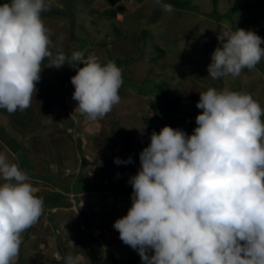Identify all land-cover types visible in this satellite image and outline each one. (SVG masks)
<instances>
[{
	"label": "clouds",
	"instance_id": "clouds-1",
	"mask_svg": "<svg viewBox=\"0 0 264 264\" xmlns=\"http://www.w3.org/2000/svg\"><path fill=\"white\" fill-rule=\"evenodd\" d=\"M155 3L165 12L174 10L162 0ZM50 8L47 0L0 5V109L11 114L30 107L47 58L50 66L76 68L75 111L88 121L103 119L120 102L122 70L81 51L53 56L41 19ZM217 40L207 67L213 79L238 77L264 59V39L253 31H223ZM199 93L196 107L202 113L193 134L167 125L151 133L139 153L140 168L128 181L132 205L113 227L143 264H264V109L247 93L215 88ZM114 163L133 161L117 157ZM0 179V264H15L22 233L42 215L43 198L2 151ZM79 259L64 257L65 264Z\"/></svg>",
	"mask_w": 264,
	"mask_h": 264
},
{
	"label": "rangeland",
	"instance_id": "rangeland-1",
	"mask_svg": "<svg viewBox=\"0 0 264 264\" xmlns=\"http://www.w3.org/2000/svg\"><path fill=\"white\" fill-rule=\"evenodd\" d=\"M188 1L199 11L173 8L165 12L155 0H120L112 17L106 0H47L51 8L41 13V19L50 32L51 51L63 52L70 58L82 47L84 55H95L99 62L119 57L126 63L120 68V102L95 122L75 111V89L71 80L64 78L77 73L67 63L56 68L50 66L51 62H42L37 85L48 96L36 87L26 110L10 114L0 109L1 139L13 148L21 146L27 153L21 149L10 151L5 142H0V151L8 154L10 162L20 163L21 169L32 173L33 178L27 182L38 189L36 195L51 193L53 187L34 174L50 175L61 170L57 175L68 182L82 165L83 171L88 169V177H96L99 168L104 169L102 181L120 182V188L132 193L129 178L140 168H136L139 153L149 145L155 131L149 123L159 121L154 114L159 94L149 96L156 83L181 89L177 117L187 121L170 126L188 135L193 134L195 118L202 113L196 107L199 92L208 88L250 94L264 109V59L255 69L244 68L238 77L213 79L207 71L212 53L220 46L217 33L244 29L264 39V0ZM142 84L140 88L147 87L148 95L136 88ZM261 119L264 121V116ZM145 126L141 134L139 129ZM11 138L17 143H10ZM117 157H131L133 163L117 165ZM3 182L0 179V184ZM66 193L63 202H68L69 207L46 210L28 236L22 233L15 264H60L59 244L65 251H76L78 264H113L109 255L120 263L140 258L136 250L120 240L113 227L131 207V195L124 197L107 190ZM90 253L97 258H88Z\"/></svg>",
	"mask_w": 264,
	"mask_h": 264
},
{
	"label": "trees",
	"instance_id": "trees-1",
	"mask_svg": "<svg viewBox=\"0 0 264 264\" xmlns=\"http://www.w3.org/2000/svg\"><path fill=\"white\" fill-rule=\"evenodd\" d=\"M109 3V7L111 8L109 15L112 17H115V9L114 6L120 1V0H106ZM143 0H138V2H142ZM5 2H10V0H1L0 1V5H2ZM162 3H168L173 5V8H177L178 10L181 9H194L196 11H199V7L197 5H192L190 3V1L188 0H162ZM161 9L158 11V15L160 16L161 14ZM82 47H79L77 49V51H82ZM164 51V50H163ZM165 52V51H164ZM163 52V53H164ZM53 56H55L58 52H53ZM90 54H86L85 57L89 56ZM176 55V54H175ZM108 61H114L116 63V65L119 68H122L124 66V63H126L125 60H122L121 58H116V59H112L109 58ZM107 61V62H108ZM43 62H50V60H48L47 58H45V60ZM105 62V63H107ZM102 65L105 63L100 62ZM80 67H83V65L81 64ZM71 77H73L72 74H70V76L68 78H64V81L67 80H71ZM147 80H144V82ZM136 86V85H135ZM143 86L140 85L139 87H136L138 90H140V92H143L144 95H148V90L147 92L146 89H141L140 87ZM166 83H156L155 84V88L151 89V95L149 96H153L155 94H159L156 98V100L154 101V114L156 117L159 118L158 122L155 123H149V126H153L155 132L158 134V128H163L164 126H170L171 124H178V126L182 125L183 123H185L187 120H185L184 118H179L177 117V114L179 113V108L181 106V100H182V91L181 89L175 87H166ZM36 87L43 93L46 94L45 91H43V89L41 90L40 85H37L36 83ZM48 94V93H47ZM46 94V96H48ZM171 127V126H170ZM1 130L0 129V142H5L3 141L1 138H3L1 136ZM16 142V139H10V143L12 142ZM5 146L7 147V149H9L10 151H19V149H21V146L19 148H13L12 146H10L9 144H7L6 142L4 143ZM22 151H25V153H27L26 149H21ZM24 153V154H25ZM139 161V160H138ZM140 165V161L137 162V166L136 168H139ZM19 167L20 163H19ZM103 168V167H102ZM23 170V169H21ZM104 169L99 168V174L96 177H88V169H85V171H83V165L80 166L78 168V171L76 173V175H71V180L66 182L64 179V177H61V174L57 175L58 173H61L62 171L59 170L58 173L55 174H43V175H36L34 174V176L39 177L43 182H47L50 185H52L53 187V191L51 193L48 194H37L38 197H42L43 198V212L42 215L45 213L46 210H50L52 211L53 208H60V207H69L70 204L67 202H63V200H65V196H66V192L69 193H75V194H83V193H90V192H94V191H99V190H107V191H112L115 194H119L121 196L124 197H128L129 195H132L131 190H127V189H123L120 188V182L119 183H112V182H105L102 181L104 174L103 171ZM25 171L28 176L30 178L32 176V173L27 171V170H23ZM34 173V172H33ZM49 173V172H48ZM35 177V178H37ZM97 177H99L100 179L95 180ZM38 178V179H39ZM61 178V179H60ZM31 180H36V179H31ZM66 183V184H65ZM64 197V198H63ZM51 214V213H50ZM41 215V216H42ZM40 216V217H41ZM49 218L51 219V217L49 216ZM34 226V225H33ZM32 226V227H33ZM27 229L24 232V235L28 236L29 232L31 231V228ZM60 245L62 246V244H59L58 246V250L59 253L61 254V259L58 263L60 264H65L64 261V257H66L67 255L71 254V255H75L76 251L74 250H67L65 251V248H61ZM92 253V252H91ZM89 254V256H87L90 259H96L97 257H94L92 254ZM110 256V260L113 264H143V262L141 261V258L138 257H132L129 261L127 262H118V260L116 259V257L114 255H109ZM57 261H54V263H56Z\"/></svg>",
	"mask_w": 264,
	"mask_h": 264
}]
</instances>
